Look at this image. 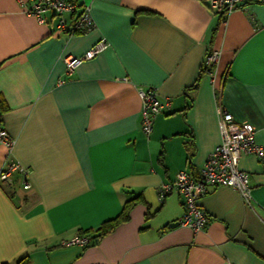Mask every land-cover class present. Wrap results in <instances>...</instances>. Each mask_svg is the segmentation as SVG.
Listing matches in <instances>:
<instances>
[{"label":"crops","instance_id":"crops-1","mask_svg":"<svg viewBox=\"0 0 264 264\" xmlns=\"http://www.w3.org/2000/svg\"><path fill=\"white\" fill-rule=\"evenodd\" d=\"M33 1L0 0V112L14 139L11 151L0 144V169L15 160L30 184L19 172L0 180V264H264V156L239 160L251 206L217 186L198 201L210 221L197 232L169 226L183 214L176 191L157 199L219 145L218 106L250 123L264 149V4L220 16L204 0H78L95 28L68 35L54 14H27ZM100 38L108 47L67 72L60 57ZM148 88L168 105L147 137ZM135 197L129 219L94 239ZM76 236L90 241L65 244Z\"/></svg>","mask_w":264,"mask_h":264},{"label":"built area","instance_id":"built-area-1","mask_svg":"<svg viewBox=\"0 0 264 264\" xmlns=\"http://www.w3.org/2000/svg\"><path fill=\"white\" fill-rule=\"evenodd\" d=\"M204 1L213 13L220 16L226 15L245 3L264 4V0ZM25 12L33 15L39 23L46 21L47 14H54L57 18L55 31L67 32L68 35L87 33L95 28L90 4L80 3L78 0H34L25 8ZM66 14L71 16L69 23L65 19ZM107 47L108 41L100 38L83 55H65L60 59L66 71L71 72L80 63L94 58ZM218 56V50H210L204 58L203 68L209 72L217 62ZM139 96L141 99V131L148 137L155 117L168 105V102L159 100L155 88L139 90ZM217 117L221 141L208 154L198 174L194 175L189 171L181 170L173 180L162 183L157 189V199L160 202L174 191L182 197L183 214L179 224L191 228L194 232L201 230L210 221L209 215L198 201L217 186H226L237 191L243 202L251 206L252 186L248 173L239 168V160L244 155L257 158L264 156V149L255 141V130L250 123L237 122L222 106L217 107ZM0 144L5 145L8 151H11L14 145V139L8 134L1 114ZM14 172L20 173L23 187L28 189L30 184L27 180V169L15 160L0 169V180L9 182ZM89 240L87 236H76L67 240L65 244L86 245Z\"/></svg>","mask_w":264,"mask_h":264},{"label":"trees","instance_id":"trees-1","mask_svg":"<svg viewBox=\"0 0 264 264\" xmlns=\"http://www.w3.org/2000/svg\"><path fill=\"white\" fill-rule=\"evenodd\" d=\"M203 70L205 71V68H203ZM0 114L2 115L1 112ZM137 200H138V197L127 200L124 203L122 211L119 213V215L103 222V224L98 229V234L93 238L98 239L102 237L103 235L111 232L119 223L127 221L129 219V212ZM21 263L22 262H20L19 264Z\"/></svg>","mask_w":264,"mask_h":264},{"label":"water","instance_id":"water-1","mask_svg":"<svg viewBox=\"0 0 264 264\" xmlns=\"http://www.w3.org/2000/svg\"><path fill=\"white\" fill-rule=\"evenodd\" d=\"M179 225V222L176 221V222H173V223H170V227H175V226H178Z\"/></svg>","mask_w":264,"mask_h":264}]
</instances>
